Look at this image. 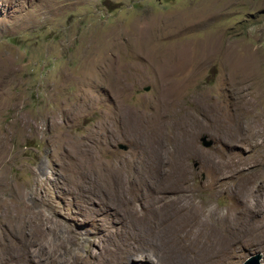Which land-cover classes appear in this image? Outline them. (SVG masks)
<instances>
[{
	"label": "rangeland",
	"instance_id": "1",
	"mask_svg": "<svg viewBox=\"0 0 264 264\" xmlns=\"http://www.w3.org/2000/svg\"><path fill=\"white\" fill-rule=\"evenodd\" d=\"M174 52L190 63L164 79L153 56ZM167 83L168 125L152 115ZM134 159L185 166L195 201L223 225L163 200L171 189L148 206L147 176L136 199L106 167ZM131 246L264 263V0H0V264H108Z\"/></svg>",
	"mask_w": 264,
	"mask_h": 264
},
{
	"label": "bare ground",
	"instance_id": "2",
	"mask_svg": "<svg viewBox=\"0 0 264 264\" xmlns=\"http://www.w3.org/2000/svg\"><path fill=\"white\" fill-rule=\"evenodd\" d=\"M151 53V52H150ZM149 53V54H150ZM204 53H206L205 51L203 53H199L201 56H199V61L200 63L203 62V58H204ZM149 56V55H148ZM209 56H213L212 53L209 54ZM160 54L156 53V55L154 54L153 59H152V63L157 62V63H162V69L163 71H161L162 74V78H167L169 75L171 74H177L176 72L179 71L180 72V65H183V67L185 65H187L188 63H190L191 59H188L186 57L185 54L182 53H177L174 52L172 55H168L169 58H171L172 60H170L169 62L172 63L171 65H164V63H169V62H163L160 59ZM148 58V57H147ZM198 59H192V61H197ZM182 67V68H183ZM171 79V78H170ZM168 81V80H167ZM165 82V81H164ZM172 82V81H171ZM161 85V84H160ZM165 85V84H164ZM162 86V85H161ZM163 87V86H162ZM179 88V87H178ZM177 87L173 86L172 83H167L158 93H157V98L154 100V104L156 106V108L160 111H163V114H159L158 112H154L153 118H155L156 122H159L160 120H165L167 119L168 123L167 125L170 123L169 119L171 118V113L175 112V108L177 107V105H175L176 103L173 101V99L171 98V95H173L174 93H176ZM170 91V93H169ZM173 109V111H172ZM157 110V111H158ZM151 114V113H150ZM175 114V113H174ZM145 116V115H144ZM174 116V115H173ZM177 117V116H176ZM137 118V117H136ZM145 118V117H144ZM149 120L151 121V117L147 114V119H146V123L147 121L149 122ZM203 120V119H202ZM201 120V121H202ZM140 121V120H138ZM154 121V120H153ZM200 121V120H199ZM223 121V120H222ZM164 122V121H163ZM195 122V121H194ZM205 122V121H204ZM137 123V122H136ZM145 123V124H146ZM162 123V121H161ZM160 123V125H161ZM172 123V122H171ZM153 124V122H152ZM152 124H150L149 126H151ZM165 124V123H164ZM135 125V124H134ZM137 125V124H136ZM159 125V124H158ZM157 125V126H158ZM196 125V124H195ZM199 125V124H198ZM147 126V124H146ZM163 126V124H162ZM138 127V125H137ZM153 127V126H152ZM136 128V127H135ZM140 127H138L137 130H139ZM158 128V127H157ZM162 128V127H160ZM158 128V129H160ZM145 129V127H144ZM156 129V128H154ZM199 129V128H198ZM197 129V130H198ZM136 130V131H137ZM161 130V129H160ZM201 130V129H200ZM141 131V130H140ZM156 131V130H155ZM177 132V131H176ZM143 133V132H142ZM146 133V132H144ZM150 133V132H149ZM156 133V132H155ZM196 134V133H195ZM146 135V134H145ZM153 135L155 136L154 132ZM193 135V134H192ZM168 136V135H167ZM157 137V136H156ZM159 137V136H158ZM188 137V136H187ZM195 137V136H194ZM152 139V138H151ZM189 138H187L188 140ZM158 140V139H157ZM186 140V141H187ZM194 140V139H193ZM170 141V139H169ZM155 142V141H154ZM182 144V143H181ZM187 145V143H186ZM190 145V144H189ZM165 146V145H164ZM180 146V145H179ZM188 146V145H187ZM181 147V146H180ZM183 147V146H182ZM221 154H218V156ZM222 156V155H221ZM232 157V156H230ZM160 158V157H159ZM221 159V158H220ZM223 160H225L222 157ZM157 160V159H156ZM156 160L151 161V160H145V159H139V160H132L130 162L124 163V162H119L116 164H110L106 167L108 168H113L111 170H114L117 174H123L126 179H127V183L130 184L131 186V191L134 192V195L136 197V199H141L144 198L143 197V188L142 184L144 182L145 177L147 176V186H146V191H147V205H150V199L154 196H156L157 194L156 191H159L161 194H170L171 191H173L168 197L163 196V200L166 199L169 203H173L177 206V208L181 211H184L186 214H188L190 216V218L193 219H198L200 221H204L205 223H212V224H216L220 226L223 225V219H224V215H218L216 214V212L214 211H207L205 213V210L203 209V207L198 204L195 201V196H194V189L191 188L190 186V177H188V173L185 174V170H187L185 168V166H183L182 164H175L174 162H156ZM234 160V159H233ZM172 161V160H171ZM168 162V161H167ZM233 163V162H232ZM231 162H228V167L231 170V166H233L234 164H232ZM220 164L216 163L214 166H211V168H209L210 171H212V173H214V175L218 176L222 173V168L220 169ZM226 167V166H225ZM108 170V169H107ZM110 170V169H109ZM110 170V171H111ZM232 171V170H231ZM114 172V173H115ZM103 173V172H102ZM112 174V173H110ZM109 174V175H110ZM158 174H166L170 177V187L169 188H161L160 185H158ZM119 176V175H118ZM216 176H212V180L216 179ZM222 176V175H221ZM122 177V176H121ZM227 177V176H225ZM218 178V177H217ZM220 178V177H219ZM116 179V178H115ZM228 179V177H227ZM114 180V179H111ZM220 180V179H219ZM222 180V179H221ZM229 180V179H228ZM146 181V180H145ZM126 183V184H127ZM164 183V182H163ZM166 184V183H165ZM164 184V185H165ZM125 185V184H124ZM222 185H226V183L222 184ZM228 185V184H227ZM144 186V185H143ZM128 187V186H127ZM221 186H219L220 188ZM217 188V187H216ZM128 189V188H127ZM169 189H171V191L167 192ZM145 190V189H144ZM130 191V190H129ZM175 191V192H174ZM128 192V191H127ZM131 193V192H130ZM154 194V195H153ZM153 195V196H152ZM145 196V194H144ZM20 197V196H19ZM161 197V195H160ZM155 198V197H154ZM159 198V197H158ZM133 199V198H132ZM145 199V198H144ZM154 200V199H153ZM157 200V197H156ZM139 201V200H138ZM166 201V202H167ZM136 202V201H135ZM146 202V201H145ZM160 202V201H159ZM162 202V201H161ZM141 203V202H140ZM144 203V201H143ZM164 203V202H163ZM6 204V203H5ZM240 205V204H239ZM175 206V207H176ZM160 207V206H159ZM144 208V207H143ZM134 209V208H133ZM137 209V208H136ZM147 209V208H146ZM246 209V208H244ZM159 210V209H158ZM134 211V210H133ZM240 211V210H238ZM244 212V210H242ZM246 211V210H245ZM137 212V211H135ZM159 212V211H158ZM261 212V211H260ZM140 213V212H139ZM137 213V214H139ZM231 213V212H230ZM238 213V212H237ZM241 213V211H240ZM151 214V210L149 211H144L141 213V215L147 219V216H149ZM233 214V213H232ZM239 214V213H238ZM243 214V213H242ZM249 214V213H247ZM235 215V214H233ZM188 216V217H189ZM139 217V216H138ZM162 217V216H161ZM234 217V216H232ZM238 217V216H237ZM241 217V216H240ZM244 217V216H243ZM249 217V216H248ZM149 219L154 221V217L153 216H149ZM200 218V219H199ZM143 219V218H142ZM141 219V220H142ZM227 219V218H226ZM17 220V219H16ZM140 220V219H139ZM150 220V221H151ZM161 220V219H160ZM233 220V219H232ZM149 221V222H150ZM163 221V220H162ZM237 221V220H236ZM29 222V221H28ZM142 222V221H141ZM158 222V221H157ZM160 222V221H159ZM197 222V220H196ZM199 222V221H198ZM225 222V221H224ZM228 222V221H226ZM239 222V220H238ZM242 222V220H241ZM25 223V221H24ZM148 223V222H147ZM145 223V224H147ZM200 223V222H199ZM232 223V222H230ZM235 223V222H234ZM30 224V222L28 223ZM142 224V223H141ZM159 224V223H156ZM209 224V223H208ZM226 224V223H225ZM224 224V226H225ZM144 225V223H143ZM149 225V223H148ZM229 225V223L227 224ZM240 225V224H239ZM27 226V225H26ZM147 226V225H146ZM150 226V225H149ZM202 226V225H201ZM204 226V225H203ZM209 226V225H208ZM133 227V226H132ZM143 227V226H142ZM148 227V226H147ZM152 227V226H151ZM205 227V226H204ZM228 227V226H226ZM224 228V227H223ZM145 229V228H144ZM148 229V228H147ZM146 229V230H147ZM173 229V228H171ZM142 230V229H141ZM173 231V230H172ZM158 233V232H157ZM146 235V234H145ZM173 235V234H172ZM171 237V236H170ZM187 245V244H186ZM193 245L195 247H197V245L195 243H193ZM210 245V244H209ZM188 247V246H187ZM204 247V246H203ZM125 249V248H124ZM172 249V248H171ZM176 250V249H175ZM156 254V253H155ZM158 254V253H157ZM131 255H136L138 258H141L145 264H193L192 262H190L191 260L186 259L185 257L183 258V256L179 257V256H175L174 259H168L167 257L162 260L159 257L155 256V257H150L147 256V251L142 249V248H135V247H129L125 252H122V255H120L118 257V259L116 258L115 260L110 261L108 264H128L130 262V259H128L129 256ZM150 255V253H149ZM160 255V254H159ZM180 255V254H179ZM154 256V255H152ZM131 258V257H130ZM191 258V257H190ZM139 259V260H141ZM77 260V259H76ZM79 260V259H78ZM200 260V259H199ZM73 261V260H72ZM75 261V260H74ZM107 261V260H106ZM195 261V260H193ZM224 261V260H223ZM101 262V261H100ZM99 262V263H100ZM105 262V261H104ZM79 263V262H78ZM195 263V262H194ZM197 263V262H196ZM107 264V263H105Z\"/></svg>",
	"mask_w": 264,
	"mask_h": 264
},
{
	"label": "water",
	"instance_id": "3",
	"mask_svg": "<svg viewBox=\"0 0 264 264\" xmlns=\"http://www.w3.org/2000/svg\"><path fill=\"white\" fill-rule=\"evenodd\" d=\"M144 90H146V88H144ZM200 140L202 142V145L205 147H208L211 144V141L206 140L205 136H202ZM118 147L121 149L125 148L124 145H119ZM260 259V254L258 252L251 253L242 261L241 264H264L263 262H260Z\"/></svg>",
	"mask_w": 264,
	"mask_h": 264
}]
</instances>
